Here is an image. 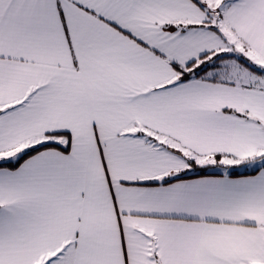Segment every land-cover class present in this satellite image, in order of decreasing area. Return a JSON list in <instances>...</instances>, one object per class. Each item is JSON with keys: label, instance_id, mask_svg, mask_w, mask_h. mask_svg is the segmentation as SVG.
<instances>
[{"label": "snow or ice", "instance_id": "6c2138e0", "mask_svg": "<svg viewBox=\"0 0 264 264\" xmlns=\"http://www.w3.org/2000/svg\"><path fill=\"white\" fill-rule=\"evenodd\" d=\"M0 264H264V0H0Z\"/></svg>", "mask_w": 264, "mask_h": 264}]
</instances>
